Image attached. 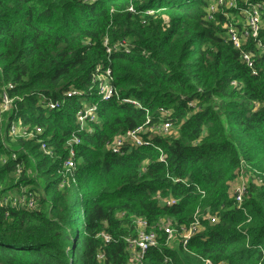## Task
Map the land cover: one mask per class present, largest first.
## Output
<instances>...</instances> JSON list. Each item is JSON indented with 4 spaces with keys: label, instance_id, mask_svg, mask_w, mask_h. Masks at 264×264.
Listing matches in <instances>:
<instances>
[{
    "label": "trees",
    "instance_id": "obj_1",
    "mask_svg": "<svg viewBox=\"0 0 264 264\" xmlns=\"http://www.w3.org/2000/svg\"><path fill=\"white\" fill-rule=\"evenodd\" d=\"M245 4L208 21V0H0V96L11 85L16 106L0 134V264H129L138 218L157 232L168 219L200 226L175 248L159 232L142 264H264V54L248 69L222 15L242 18ZM123 41L128 50L115 51ZM106 70L111 97L93 83ZM18 119L43 130L51 156L37 139L9 136ZM148 121L177 133L112 154L116 137ZM75 139L76 167L65 172ZM249 171L261 177L239 206L230 187ZM23 191L34 210L2 204Z\"/></svg>",
    "mask_w": 264,
    "mask_h": 264
},
{
    "label": "built area",
    "instance_id": "obj_2",
    "mask_svg": "<svg viewBox=\"0 0 264 264\" xmlns=\"http://www.w3.org/2000/svg\"><path fill=\"white\" fill-rule=\"evenodd\" d=\"M209 6L207 8V20L216 21V15L221 14L225 9H237V0H208ZM246 2L245 6L240 9L243 24H237L235 17L227 16L226 13H223L228 21L225 24V39L230 43L235 49L240 51L241 58L244 64L252 72L255 71V65L257 58L264 54V0L249 2L248 0H243ZM228 3L230 8H228ZM131 12L134 10L131 8ZM251 43L253 45H251ZM251 45V46H250ZM123 48L125 51L128 50V43L123 41L115 47V51H119ZM109 53L110 49L107 50ZM101 69V68H99ZM111 73L109 70H106L104 73H98L93 76V83L97 85L99 92L105 97H111L114 92H116L112 85ZM236 86V82L233 83ZM11 88V85L2 89V94L0 96V123L2 121V115L8 112L13 111L16 107L14 104V99H12L7 90ZM122 103L131 104L136 108H142L141 103L135 101L132 98H127L121 100ZM48 107L55 109V105L48 101H43ZM165 114L169 115V112L164 111ZM163 112V113H164ZM95 108L88 109L84 116L79 115V121L81 122L83 128L86 125L88 119L95 121L96 117L94 115ZM149 121L144 127H141L133 132L120 135L114 139V141L109 145V150L114 155L120 157L125 156V151L123 147L129 145L130 147H143L146 143L152 139L154 136H160L162 138L169 137L174 130L173 125L169 121H164L158 126L149 127ZM92 132L91 129H89ZM145 131H148V134H142ZM10 137L19 138L24 140H35L37 139V144L40 146V150L46 156L52 155V150L48 147L46 140L38 139L39 135L43 134V130L39 127L31 129L29 126H24L22 121L18 119L13 122L9 127L8 132ZM79 143V140L75 139L70 141L67 144L68 147V159L64 164L65 172L75 169L76 163L74 160L75 157V145ZM165 156L162 154L160 161H164ZM20 170H18V174ZM242 179V183L238 186L234 199L236 203L241 206L244 199L248 196V184L245 180ZM157 198L165 203L166 205L175 204V201L172 199H162L160 195ZM10 204L14 207L22 208L26 211L34 210L36 208V201L33 194H30L26 191H23L21 194H10L4 200L2 204ZM212 223H217L215 218H208ZM136 226V237L133 240H127L129 242L130 249V263L142 264L145 254L151 247H156L158 240L160 239L159 232H164L167 235V240L173 238L174 233L181 236V243L185 246L187 245L189 239L200 229L198 223L192 224L189 228L181 227L179 230L176 228V223L171 220H164L161 222L158 231L150 226L149 222L145 219L138 218L134 221ZM99 238L105 244L111 242V237L106 233H101L98 235ZM98 261H104V254L99 251L97 254ZM129 263V264H130ZM206 264H212L210 261H206Z\"/></svg>",
    "mask_w": 264,
    "mask_h": 264
},
{
    "label": "rangeland",
    "instance_id": "obj_3",
    "mask_svg": "<svg viewBox=\"0 0 264 264\" xmlns=\"http://www.w3.org/2000/svg\"><path fill=\"white\" fill-rule=\"evenodd\" d=\"M230 4L228 3V8H230ZM236 22L237 24H240L242 25L244 22H243V19L242 18H236ZM15 110V108L13 109V111ZM12 111V113H13ZM11 117V112H8V113H5L2 115V121L0 123V134L1 135H4L5 133V128L7 127L8 125V121H9V118ZM173 133H177V131L174 129L173 130ZM142 134H148V131H145L144 133ZM8 148L12 147L11 144L7 145ZM16 146H14L13 148H15ZM35 174V171L32 170L30 175H34ZM259 177H261V174L259 173H254V172H251L249 171L247 174L246 173H241V175L238 177V179L236 180V182H234L231 187H230V196H235V192L238 188V186L242 183V179L246 181V183L248 184L249 183V180L250 179H253L255 181L259 180ZM39 183L40 185L43 187L44 186V183L43 181L39 180ZM78 188L76 187L75 188V191H77ZM202 217H205L202 215ZM181 242V236L180 235H176V233H174L173 235V238L168 240V243L166 244L169 248H175L179 243ZM130 264H135L133 262H131Z\"/></svg>",
    "mask_w": 264,
    "mask_h": 264
}]
</instances>
